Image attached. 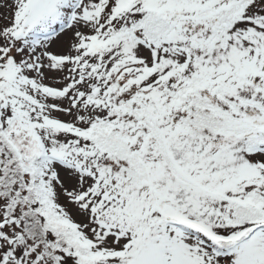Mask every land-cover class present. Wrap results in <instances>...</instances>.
Masks as SVG:
<instances>
[{
  "label": "snow or ice",
  "instance_id": "obj_1",
  "mask_svg": "<svg viewBox=\"0 0 264 264\" xmlns=\"http://www.w3.org/2000/svg\"><path fill=\"white\" fill-rule=\"evenodd\" d=\"M0 264H264V0H0Z\"/></svg>",
  "mask_w": 264,
  "mask_h": 264
}]
</instances>
